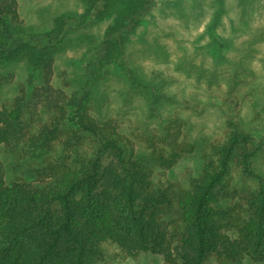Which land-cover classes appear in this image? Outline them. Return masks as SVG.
Returning <instances> with one entry per match:
<instances>
[{
	"label": "rangeland",
	"instance_id": "obj_1",
	"mask_svg": "<svg viewBox=\"0 0 264 264\" xmlns=\"http://www.w3.org/2000/svg\"><path fill=\"white\" fill-rule=\"evenodd\" d=\"M9 1L13 13L4 20L11 31L42 34L60 15L78 24L37 65L25 54L0 58V112L18 116L28 136L58 128L45 149L0 143L3 187H41L53 170L89 153L95 137L77 124L81 105L93 125L104 133L114 129L146 161L156 192L192 190L203 164L215 159L210 145L222 143L231 130L248 133L258 177L242 176L231 162L213 208L234 221L250 214V196L260 184L264 189V0H156L129 37L122 68L108 64L91 71L113 17L81 19L80 0ZM173 155L174 164H158L159 156ZM172 224L173 232L177 221ZM98 248L93 264H168L157 254L128 256L111 241ZM208 264L220 262L214 256Z\"/></svg>",
	"mask_w": 264,
	"mask_h": 264
},
{
	"label": "trees",
	"instance_id": "obj_2",
	"mask_svg": "<svg viewBox=\"0 0 264 264\" xmlns=\"http://www.w3.org/2000/svg\"><path fill=\"white\" fill-rule=\"evenodd\" d=\"M80 1L83 20L113 17L88 70L108 64L122 68L129 37L156 0ZM245 2L238 0V4ZM12 6L11 1L0 0V58L25 54L37 65L78 24L74 17L60 15L42 34L11 31L4 16L13 13ZM90 86L88 76L84 99ZM79 106L78 126L95 137L86 156L77 157L63 170H53L52 180L41 187L0 184V264H93L104 241L113 242L128 256L161 255L168 264H208L214 256L220 264H264L261 184L250 196V214L240 221L213 208L222 197L221 185L231 162L242 176L258 177L251 169L248 133L231 130L222 143L210 145L215 159L203 164L192 190L156 192L150 186L146 161L128 150L114 129L104 133L93 125ZM17 118L0 112V143L17 148L26 142L31 151L45 149L58 131L52 126L28 136L27 127ZM176 156H159L158 164H174ZM166 215L170 216L167 222Z\"/></svg>",
	"mask_w": 264,
	"mask_h": 264
}]
</instances>
